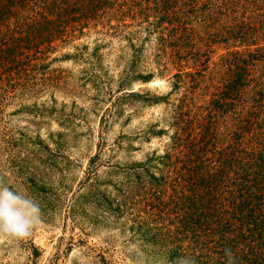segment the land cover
Returning a JSON list of instances; mask_svg holds the SVG:
<instances>
[{
	"label": "trees",
	"instance_id": "1",
	"mask_svg": "<svg viewBox=\"0 0 264 264\" xmlns=\"http://www.w3.org/2000/svg\"><path fill=\"white\" fill-rule=\"evenodd\" d=\"M127 16L169 47L172 86L184 92L163 151L115 165L113 196L88 197L113 217L127 213L135 239L168 264H264V0H0V96L32 86L48 54L84 27L111 17L127 26ZM212 44L225 50L208 69ZM208 71L217 80L197 103Z\"/></svg>",
	"mask_w": 264,
	"mask_h": 264
},
{
	"label": "rangeland",
	"instance_id": "2",
	"mask_svg": "<svg viewBox=\"0 0 264 264\" xmlns=\"http://www.w3.org/2000/svg\"><path fill=\"white\" fill-rule=\"evenodd\" d=\"M107 21L58 45L32 86L0 96V183L26 192L41 209L30 236H0V264H168L135 239L127 213L113 217L88 197L92 190L113 196L121 176L115 165L163 151L184 92L183 84L172 86L177 66L169 47L147 32L146 21L127 16L131 24L119 28ZM211 49L208 69L225 50ZM216 80L208 71L205 90L193 99L208 98ZM129 91L165 95L141 101Z\"/></svg>",
	"mask_w": 264,
	"mask_h": 264
},
{
	"label": "clouds",
	"instance_id": "3",
	"mask_svg": "<svg viewBox=\"0 0 264 264\" xmlns=\"http://www.w3.org/2000/svg\"><path fill=\"white\" fill-rule=\"evenodd\" d=\"M40 212L39 204L26 192L0 183V236L17 239L30 236ZM174 264H195V260L181 256Z\"/></svg>",
	"mask_w": 264,
	"mask_h": 264
}]
</instances>
